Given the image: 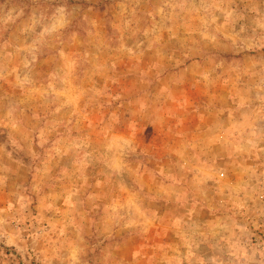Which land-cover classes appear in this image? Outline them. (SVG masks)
Instances as JSON below:
<instances>
[{
  "label": "rangeland",
  "instance_id": "374dc122",
  "mask_svg": "<svg viewBox=\"0 0 264 264\" xmlns=\"http://www.w3.org/2000/svg\"><path fill=\"white\" fill-rule=\"evenodd\" d=\"M0 264H264V0H0Z\"/></svg>",
  "mask_w": 264,
  "mask_h": 264
}]
</instances>
